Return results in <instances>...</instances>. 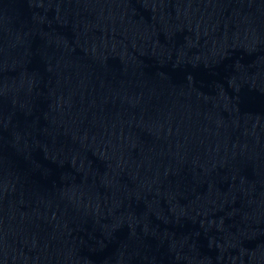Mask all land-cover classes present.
I'll return each instance as SVG.
<instances>
[{
  "label": "water",
  "instance_id": "obj_1",
  "mask_svg": "<svg viewBox=\"0 0 264 264\" xmlns=\"http://www.w3.org/2000/svg\"><path fill=\"white\" fill-rule=\"evenodd\" d=\"M0 264H264V0H0Z\"/></svg>",
  "mask_w": 264,
  "mask_h": 264
}]
</instances>
